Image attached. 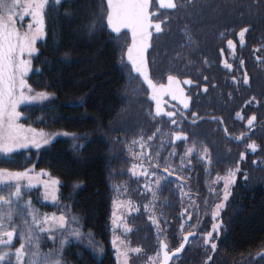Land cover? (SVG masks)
<instances>
[{"label": "trees", "instance_id": "obj_1", "mask_svg": "<svg viewBox=\"0 0 264 264\" xmlns=\"http://www.w3.org/2000/svg\"><path fill=\"white\" fill-rule=\"evenodd\" d=\"M106 11V0H68L66 4L62 0L61 6L46 13L48 35L37 42L39 53L27 79L35 91H48L53 96L20 107L24 113L21 123L26 126L45 133H74L82 138L58 136L39 152L22 149L12 157H0V167L23 171L34 164L37 173L44 171L59 180L56 203L67 206L80 219L84 233L91 232L93 240L104 248V253L98 255L85 239L77 242L70 238L63 249L62 264H117L111 248V212L116 199L130 200L142 209L130 219L131 231L126 240L140 247L144 256L157 254L161 241L175 250L183 237L180 215L177 211L166 212L179 210L185 204L186 198H181L175 184L158 193L156 210H162L155 214L160 221L159 233L150 224L149 213L143 211L151 195L146 193L145 199L138 196L145 193L144 178L132 174V165L139 164L136 157L141 152L133 141L155 133L157 138L148 147L155 153L167 143L161 142L166 136L161 138L156 129L168 133L172 128L163 118H153L147 89L133 75L125 56L121 61L124 34L117 39L109 33ZM93 23L94 31L89 27ZM81 103L83 108L67 106ZM23 191L30 193L24 200L30 199L40 213L60 215L59 208L43 199L41 186ZM245 201L248 213L238 222L231 244L225 247L231 256L245 257L249 251L264 246V193L257 191L254 199L248 196ZM14 219L19 234L21 220ZM13 243L18 246L19 241ZM59 246L58 236L49 240L42 234V254L55 253ZM218 247L216 255L222 251L221 245ZM203 254H207L203 243L196 242L183 256L197 258Z\"/></svg>", "mask_w": 264, "mask_h": 264}, {"label": "snow or ice", "instance_id": "obj_2", "mask_svg": "<svg viewBox=\"0 0 264 264\" xmlns=\"http://www.w3.org/2000/svg\"><path fill=\"white\" fill-rule=\"evenodd\" d=\"M68 0H63L67 3ZM258 4H264V0H256ZM188 4L195 6L192 0H188ZM62 5V0H0V157H12L14 153H19L20 150L36 149L37 152L45 146L51 144L56 137L72 136L73 140H79L77 134L63 133H45L37 131V129L26 126L21 123V118L24 113L20 110L21 105L32 104L36 101H47L53 96L48 91H35L28 82V75L33 71V59L39 53L37 42L45 40L47 33L46 13L50 14L57 6ZM159 8L178 10L184 8L187 4L184 0H158ZM106 28L110 29L111 33L115 34V38H121L120 34L124 33L125 43L122 51L121 61H124L126 56L127 62L131 69L143 78L148 89L151 90V99L156 102L155 115L156 117H167L168 123L176 126L168 133H161L157 128L156 132L160 133V137L167 136L169 138L168 147L171 149L163 162L160 163L159 151L150 153L144 151L150 147V142L156 139V134L150 135L145 139L133 141L138 143L141 149L140 155L136 157L138 160H146L147 167L144 164L132 165V174L144 177L143 191L150 193L151 200L149 204H145V211L149 213L148 218L156 227L157 232L160 230V221L155 216L156 203L159 199L158 193L167 189L169 185L175 184L179 189V195L183 198L187 193L184 191L188 187L184 181L187 177L184 175L185 170L193 171L191 168V157L196 153L205 166L212 164L211 148L202 142L190 139L189 133L185 132L182 122L189 117L191 124L197 125L201 120L206 119L197 111L186 112L191 103V95L185 93L183 85H188L192 88V92L197 93L200 89V84L194 82L193 79L181 80L176 76L169 75L167 84H157L150 76V68L147 53L152 48L153 30L155 33L163 31L162 22L159 18L157 10L153 9V0H106ZM25 17H30V22L25 21ZM156 17V20L153 18ZM18 21L20 26L18 27ZM26 24V27H25ZM91 30H95V24H91ZM23 28V30H21ZM125 30H127L125 32ZM249 32V27L240 28L238 35V43L242 46L245 44L246 33ZM190 44H194L191 35H188ZM227 48L231 55L236 59L237 41L232 39L227 40ZM253 55L255 60L264 65V56L257 55L264 51V46L254 48ZM224 49H220L223 54ZM208 64V60L203 61ZM223 67L227 70H233V63H229L227 59L223 61ZM238 67L241 75L238 77L233 71L231 75L234 90L239 91L241 86L251 88L252 77L249 75L245 67V60L238 59ZM204 84L202 91L208 93L211 84L207 75L203 76ZM196 83L195 87H192ZM170 96L173 100H178L183 106V110L165 111L162 105V98ZM228 100L233 99L232 93H227ZM264 105V97L260 99L256 95H250L242 102V107L235 113L240 121L246 122L247 133L242 132L234 137L236 140L244 141L246 135L251 139V133L256 131L257 126L264 127V117L258 120L256 109ZM71 108H83L84 104H69ZM175 107V106H173ZM247 110V111H245ZM207 119L216 122L221 126V130L228 135L229 129L223 117L211 115ZM195 136V134H192ZM86 138V137H83ZM176 142H182L183 154L178 155L176 152ZM82 147V145H77ZM246 147L252 153H256L259 145L254 140L246 144ZM199 149V151H197ZM131 151V149L129 150ZM264 152V150H261ZM247 158L246 154L240 155V160ZM179 160V172L177 167L172 164L173 160ZM256 163V161H253ZM141 170L137 173L136 169ZM151 169V171L149 170ZM241 173L239 165L230 169L226 175L221 177L217 175L215 178L216 184L222 181V187L217 191L214 187H209V194H215V198L211 204V230H203L200 234L203 237V242L208 246L211 253H215L217 243L219 241L222 230L225 228L222 218V212L227 206V202L232 194V187L236 183L237 174ZM166 174V175H165ZM211 175V173H207ZM48 176V179L42 177ZM175 176V179H170ZM243 179L248 180V175L243 174ZM161 181H166L161 187ZM37 185H43V194L45 201H51V206L59 208L60 215L53 212L51 215L40 213L38 209L33 207L30 199L24 200L25 196L30 193L22 191V189H31ZM79 187V185H76ZM116 191H119L117 189ZM59 180L52 179L50 174L40 171H35V165L26 168L23 171L10 170L7 167H0V264H62L63 249L69 243V239L75 237L79 242L82 239H88L90 245L94 239L93 234L89 232L85 234L81 231L82 224L79 218L70 212L67 206H60L56 203L59 196ZM191 205L195 206L192 197H189ZM206 205L204 211H208L207 200L203 201ZM117 207L123 208L130 212L133 208L138 212L140 209L129 201H117ZM188 212V208H184L181 216ZM14 217L23 219V224L20 227L19 234L15 224ZM123 216L112 214L111 223L113 228L122 227L125 233L130 232L127 223H121ZM192 220L191 215H187L181 223V229L184 228V223ZM200 224L199 215L194 224L189 225V230L183 236V242L180 243L174 251L168 250L166 243H161L160 247L163 250L162 264H169L172 257L177 256L182 252L188 242L189 237L196 236L197 232L191 230L193 227ZM42 234H46L49 240H55L57 236L60 240V246L56 252H48L42 254L40 251V239ZM18 240V246L13 241ZM112 245L116 246V259L119 264H129L130 254L139 255L142 251L140 247H129L124 240H120L118 236L113 235L111 240ZM94 246V245H93ZM100 251L103 247L100 246ZM158 255V254H157ZM27 258V259H26ZM178 258V257H177ZM212 261V255L207 256L205 264ZM152 264H160L156 258H152Z\"/></svg>", "mask_w": 264, "mask_h": 264}, {"label": "flooded vegetation", "instance_id": "obj_3", "mask_svg": "<svg viewBox=\"0 0 264 264\" xmlns=\"http://www.w3.org/2000/svg\"><path fill=\"white\" fill-rule=\"evenodd\" d=\"M177 2L179 3L181 0H177ZM184 2L187 4L186 7L169 10L159 8L158 0H153V9L159 13L163 31L155 33L153 30L152 48L148 54L150 74L157 84L166 85L169 75L176 76L181 80L193 79L194 82L200 84L201 87L197 93L192 92V88L188 85H183L185 93L192 97L190 107L186 112L195 110L206 119L193 126L189 117L182 122V126L184 131L189 133L190 139L205 143L211 148L212 164L206 167L205 162H202L197 154L193 153L190 158L193 171L185 170L184 172L187 177L184 183L188 185L185 188L187 195H185L184 207L175 211H166L170 213L177 211L181 217L180 225L187 215L192 216L191 221L184 223L183 229L179 226L183 236L187 234L189 225L194 224L199 215L200 224L191 229L196 231L197 235L191 239L188 247L193 246L196 242H202L207 254L197 258L191 255H181L174 258L170 264H205L208 255H212V261L209 264H264L263 245L258 247L256 251L254 250V254H252L254 251H249L250 255L245 257L231 256L225 249L228 244H231V238L238 222L248 213L245 199H248V196L254 199L257 191L264 193V152L261 151L264 150V127L257 126L256 131L250 134L251 139H248L247 135L244 141L234 139L242 132L247 133L246 122L240 121L235 115L242 107L243 100L250 95H256L258 99L264 97V65L255 60L252 51L254 48L264 46V4H258L256 0H192V3L195 4L193 7L188 4V0H184ZM153 19L156 20V17ZM242 27H249V32L246 33L245 44L241 46L238 43L237 33ZM109 33H111L110 30ZM188 35L192 36L195 41L194 44L189 43ZM228 39L237 41L236 59L233 58L227 48ZM222 48L224 49L223 54L220 53ZM257 55L264 56V51L257 53ZM239 58L245 60V67L252 77V86L250 89L241 86L237 92L234 90L235 86L232 84L231 75L233 71L238 77L241 75L238 67ZM205 59L208 60L207 65L203 63ZM225 59L229 63H233V70L230 71L223 67ZM205 75L209 77L211 84L215 85V87L209 86L208 93L202 91L203 85L208 83V81L203 80ZM196 83L192 87H195ZM229 92L232 93L233 99L231 100L227 98ZM164 102L166 103V111L183 110L180 102L178 100L173 101L171 97L165 98ZM256 114L258 120L264 117V105L256 109ZM211 115L223 117L229 129L228 135L221 130L219 124L207 119ZM162 118L172 129L176 127L168 123L167 117ZM193 133L195 136L192 135ZM252 140L259 145L256 153H252L246 147V144L251 143ZM165 141L167 142L165 146L158 149L161 164L171 150L168 147L169 138L167 136L161 142ZM176 145L177 154L182 155V142H176ZM145 151L154 153L150 148ZM242 153L247 156L243 161L240 160ZM138 161H143L142 163L139 162L138 166L144 164L147 167L146 160ZM172 164L177 167L179 160H173ZM236 165H239L241 173L237 174L236 183L231 190L232 194L222 212L225 228L221 232L215 253H211L200 234L205 229L211 230V204L215 194H209V187H214L219 191L222 187V181L219 184L214 183L216 176L223 177ZM149 170L151 171V169ZM177 172H179L178 167ZM209 172L211 175L207 174ZM244 173L248 175L247 181L243 179ZM170 179H175V176ZM163 183L165 184L166 181H161V186ZM146 195L145 192L138 196L145 199ZM189 197L193 198L195 206L190 204ZM205 200L208 202L207 212L204 211L206 205L203 201ZM134 205L139 207L138 204ZM184 208H188V212L184 213L182 217L181 213ZM143 211L148 213L145 208ZM141 212L142 209L137 212L133 208L129 222L133 216H137ZM161 212V209H155V214H161ZM162 242L168 245L170 252L174 251L171 245L165 241H161L160 245ZM218 245H221L222 251L216 255L220 251ZM157 254L151 256L142 254L139 258L143 263L152 264V258L156 257L162 264L161 247H159Z\"/></svg>", "mask_w": 264, "mask_h": 264}, {"label": "rangeland", "instance_id": "obj_4", "mask_svg": "<svg viewBox=\"0 0 264 264\" xmlns=\"http://www.w3.org/2000/svg\"><path fill=\"white\" fill-rule=\"evenodd\" d=\"M28 20H30V17H25V21L26 22H28ZM26 25V24H25ZM20 26V22L18 21V27ZM21 30H23V28L21 29ZM46 146V145H45ZM142 163L143 161H138V163ZM136 171H137V173L140 171V168L139 167H137V169H136ZM42 179H48V176H44V177H42ZM53 179V178H52ZM39 186H41V188H42V192H43V185H37L36 187H34V188H38ZM22 191H23V189H22ZM43 197V199H44V195L42 196ZM58 201V200H57ZM117 201H123V200H121V199H116L115 201H114V203H113V206H112V214L115 212L116 213V215L117 216H123V220L121 221V223H127L128 224V226H129V228L131 229V225H130V222H129V217L131 216V214H132V210L130 211V212H128V211H125L123 208H118L117 207ZM47 202H49V203H51V201L49 200V201H47ZM112 214H111V218H112ZM58 215V214H57ZM18 218V217H17ZM21 221H20V223L21 224H23V219H21V218H19ZM79 222H80V219H79ZM81 231L84 233V231L81 229ZM111 231H112V235H111V240H112V238H113V235H115V236H118L119 238H120V240H124L125 241V243H127L128 244V246L129 247H137V246H133V245H131L127 240H126V237H127V234L129 233V232H127V233H125L124 231H123V228L122 227H115V228H113V226H112V223H111ZM85 234V233H84ZM87 236V234H85V237ZM72 239H74V240H76L75 239V237H72ZM86 241H87V243H86V245L89 247V248H91V249H93V251L95 252V253H97L98 255H100V254H103L104 253V248H103V251L101 252L100 251V246L101 245H98L94 240L92 241V244L90 245V243H89V240L88 239H85ZM80 241H83V240H80ZM94 245V246H93ZM103 247V246H102ZM111 248H112V250H113V252H114V255H115V258H116V251H115V248H116V246H114V245H112V243H111ZM142 254L140 253L139 255H137V254H134V253H132V254H130V262H129V264H147V262H145V263H143L142 262V260H140V258H139V256H141ZM116 262H117V264H119V261L116 259Z\"/></svg>", "mask_w": 264, "mask_h": 264}, {"label": "water", "instance_id": "obj_5", "mask_svg": "<svg viewBox=\"0 0 264 264\" xmlns=\"http://www.w3.org/2000/svg\"><path fill=\"white\" fill-rule=\"evenodd\" d=\"M110 30V29H109ZM127 30H125V32H126ZM111 32V31H110ZM123 33V32H122ZM121 33V34H122ZM150 50H151V48L148 50V53H147V57H148V54H149V52H150ZM126 58V57H125ZM126 61H127V59H126ZM127 64H128V62H127ZM129 65V64H128ZM130 66V65H129ZM133 71V70H132ZM133 74H134V76H136V77H139L140 78V80H141V82L143 83V85L145 86V88L147 89V91H148V93H149V102L154 106V108H153V112H154V115H155V107H156V102L155 101H153L152 99H151V90L150 89H148V87H147V84H146V82H144L143 81V78L142 77H140L138 74H136L134 71H133ZM150 76H151V74H150ZM167 97H170V96H164L163 98H162V107L164 108V110L166 111V103L164 102V99L165 98H167ZM172 99V98H171ZM173 100V99H172ZM174 101V100H173ZM176 102V101H175ZM178 103V102H177ZM156 118H162V117H156ZM196 236H191V237H189V239H188V242H187V244L185 245V247H184V249H183V251L182 252H180V253H178L177 254V256H174V257H172V259L169 261V264L172 262V260L174 259V258H176V257H180L181 255H183L184 254V252L186 251V249H187V247H188V245H189V243H190V241H191V239H193V238H195ZM162 243H164V242H162ZM161 254H162V260H163V250L161 249Z\"/></svg>", "mask_w": 264, "mask_h": 264}, {"label": "bare ground", "instance_id": "obj_6", "mask_svg": "<svg viewBox=\"0 0 264 264\" xmlns=\"http://www.w3.org/2000/svg\"><path fill=\"white\" fill-rule=\"evenodd\" d=\"M202 20H203V18H202Z\"/></svg>", "mask_w": 264, "mask_h": 264}]
</instances>
